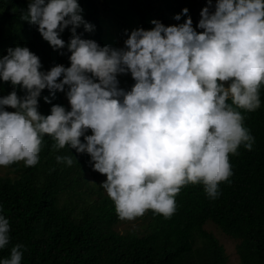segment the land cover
<instances>
[{
	"label": "trees",
	"instance_id": "obj_1",
	"mask_svg": "<svg viewBox=\"0 0 264 264\" xmlns=\"http://www.w3.org/2000/svg\"><path fill=\"white\" fill-rule=\"evenodd\" d=\"M44 1L0 0V90L16 87L19 115L36 117L15 126L8 143L9 163L22 172L0 175V264H226L208 221L239 239L241 264H264V0H70L62 11ZM200 8L229 19L203 60L202 25L213 20L200 19ZM120 41L153 80L155 102L183 103L188 123L217 118L172 167L153 174L149 191L106 197L77 218L59 193L85 186L102 145L88 147L83 134L79 142L61 126L65 94L102 92L106 75L129 67L116 65ZM217 70L234 88L254 82L229 95ZM113 132L134 144L129 150L152 155H169L182 138L171 115L127 114ZM129 214L150 217V231L114 230Z\"/></svg>",
	"mask_w": 264,
	"mask_h": 264
},
{
	"label": "rangeland",
	"instance_id": "obj_2",
	"mask_svg": "<svg viewBox=\"0 0 264 264\" xmlns=\"http://www.w3.org/2000/svg\"><path fill=\"white\" fill-rule=\"evenodd\" d=\"M66 2L69 3L70 0H55L53 2L45 0L44 4L48 9L53 10L56 7L62 11ZM209 5L212 6L211 1ZM200 9L197 12H201L198 15L200 19L213 20L211 25L209 24L210 22H205L202 25L204 28L202 31L203 37H200V50H198L197 54L201 59H204L207 51L214 48L216 44L221 43L222 32L227 30L222 27V21H229V19L225 13H215L213 9H207L209 13H212V16H206V13H202L205 11L202 8ZM213 14H217L215 18ZM134 35L136 33L132 34L130 31L127 38L133 40ZM120 43L117 48L119 49L122 46L121 53H116L115 51V55L129 67L120 66V69L115 73L106 75V81L109 85L104 88V91L87 92L86 96L79 94L67 95L64 92L65 100L70 110L67 112L61 126H64L65 130L71 131V138L79 142L82 140L83 134L87 138L88 147L95 148L97 145H102L97 157L88 165L89 168L84 173L85 186L77 185L75 191H72L71 187L67 186L65 191L59 193V203L61 205L70 203L71 206H75L77 210L75 217L77 218L79 216L78 211L82 207L101 202L106 197H116L121 192H125L129 196H136L140 191H149L153 174L161 172L164 166H171L174 163L176 153L183 150L186 137L189 138L195 131L207 128L216 119V116L212 115L200 127L186 126V122L183 120L184 112L182 106L178 107V103L166 96H161L155 102L153 96L148 92V85L153 80L147 72L138 70L137 66L133 65L137 58L132 56L133 54L126 47L127 43L125 41H120ZM116 65L120 64L116 63ZM121 69H125V71L123 72ZM210 74L211 66L207 61L204 67V76L208 77ZM217 74L229 94L252 84V82H249L242 87L234 88L228 81L227 75L219 70H217ZM11 89L12 91L7 89L0 90V175L16 178L22 170L15 169L9 163L8 155L11 151L8 149V143L11 140V132L22 121L36 124V117L23 118L19 115L17 88L11 87ZM7 99L12 104H9ZM181 104L183 105V103ZM157 107H164V111H167V113L161 111V113L159 112L160 114H154ZM130 113L154 116H172L173 114L174 120L181 125L182 140L168 156L152 155L146 153L140 147L129 150L128 146L134 144L113 131L122 123L123 117ZM112 117H115L114 120H112ZM89 122H91L90 125H88ZM86 125L88 127L85 130L84 127ZM73 173L71 172L70 178ZM66 184L70 185L71 181L67 180ZM80 191L83 192L82 199L78 196ZM73 192H76L77 195H74ZM150 219V217L145 215L129 214L119 218L113 229L122 234L133 232L142 236L150 231L148 228ZM205 228L225 247L226 264H241L237 251L239 239L226 234L212 221H208L205 224Z\"/></svg>",
	"mask_w": 264,
	"mask_h": 264
},
{
	"label": "clouds",
	"instance_id": "obj_3",
	"mask_svg": "<svg viewBox=\"0 0 264 264\" xmlns=\"http://www.w3.org/2000/svg\"><path fill=\"white\" fill-rule=\"evenodd\" d=\"M119 53H121V49L118 51ZM116 56V55H115ZM117 57V56H116ZM200 59H201V57H200ZM117 60H118V63L119 64H123V65H127L126 63H124V62H122V61H120L119 60V58L117 57ZM201 60H203V59H201ZM128 66V65H127ZM206 77V76H205ZM249 82H254V80H252V79H248L247 80V82L244 84V85H246V84H248ZM222 83V82H221ZM223 85V84H222ZM243 85V86H244ZM252 85V84H251ZM251 85H249V86H251ZM249 86H246V87H249ZM223 87H224V85H223ZM234 87V86H233ZM242 87V86H241ZM246 87H242L239 91H237V92H235V93H232V94H237V93H239L242 89H244V88H246ZM239 88V87H238ZM225 89V88H224ZM226 90V89H225ZM228 93V92H227ZM229 94V93H228ZM232 94H229V95H232ZM172 100V99H171ZM174 101V100H173ZM176 103H178L179 105H178V107H180V106H182V108H183V112H184V118H183V120L186 122V120H185V108H184V105H182L181 103H179V102H176ZM177 107V108H178ZM130 114H141V113H130ZM170 114H172V113H170ZM142 115H145V114H142ZM212 115H214V116H216V118H217V115L216 114H211V115H209L208 117H206V119H205V121L202 123V124H199L197 121H193V122H190V123H188V122H186V126H188V125H193V126H198V127H200V126H202V125H204L205 123H206V121L208 120V119H210L211 117H212ZM163 117V116H162ZM172 117H173V114H172ZM124 118V117H123ZM174 119V118H173ZM215 121H216V119H215ZM215 123V122H214ZM213 123V124H214ZM123 124V119H122V123L120 124V125H122ZM212 124V125H213ZM180 125V124H179ZM212 125H209L207 128H205V129H203V130H201V131H199V130H197V131H195V133H197V132H203V131H206L210 126H212ZM180 128H181V125H180ZM181 133H182V131H181ZM195 133H193V134H195ZM192 134V135H193ZM191 135V136H192ZM190 136V137H191ZM190 137L188 138V139H190ZM181 140H182V138H181ZM188 141L189 140H186V141H184V145H183V149H184V146L188 143ZM179 152H181V151H179ZM178 152V153H179ZM172 153V152H171ZM170 153V154H171ZM169 154V155H170ZM158 155H160V154H158ZM161 156H168V155H161ZM174 164V163H173ZM173 164L171 165V166H164V167H172L173 166ZM163 167V168H164ZM163 170V169H162ZM122 193V192H121Z\"/></svg>",
	"mask_w": 264,
	"mask_h": 264
}]
</instances>
